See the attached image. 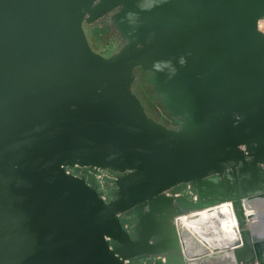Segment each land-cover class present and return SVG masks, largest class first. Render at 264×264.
I'll return each instance as SVG.
<instances>
[{"label":"water","instance_id":"1","mask_svg":"<svg viewBox=\"0 0 264 264\" xmlns=\"http://www.w3.org/2000/svg\"><path fill=\"white\" fill-rule=\"evenodd\" d=\"M111 10L126 45L103 57L83 23ZM262 19L264 0H0V264H264L246 216L264 195ZM135 68L176 130L145 114ZM223 204L238 238L216 217L183 249L176 220Z\"/></svg>","mask_w":264,"mask_h":264},{"label":"flooded vegetation","instance_id":"2","mask_svg":"<svg viewBox=\"0 0 264 264\" xmlns=\"http://www.w3.org/2000/svg\"><path fill=\"white\" fill-rule=\"evenodd\" d=\"M116 13L117 10H111L89 21L85 20L83 23V30L88 45L93 52L103 57L116 54L126 45V41L112 21ZM133 75L134 80L131 84V92L140 101L145 114L165 128L176 130L178 127L174 125V119L164 110L161 102L162 97L156 91L155 82L153 81L154 74L141 68H135ZM70 172L82 176V171H78L77 168L70 169ZM172 190H179V188ZM183 196H187V194H183L181 197ZM194 202H196V199ZM175 212L177 211L166 215L168 221L175 218ZM176 258L177 264H187L181 256L176 255ZM240 264L244 263L240 262ZM253 264L257 263L254 262Z\"/></svg>","mask_w":264,"mask_h":264},{"label":"bare ground","instance_id":"3","mask_svg":"<svg viewBox=\"0 0 264 264\" xmlns=\"http://www.w3.org/2000/svg\"><path fill=\"white\" fill-rule=\"evenodd\" d=\"M246 216L248 222L252 226L260 231H264V195L260 200L250 204ZM216 217L230 223V226L226 230L224 236L226 242H231L238 238L231 206L229 204H223L218 208L209 209L176 220L175 224L177 227L180 244L182 245L183 249L187 248L192 233L197 230L204 229V227Z\"/></svg>","mask_w":264,"mask_h":264},{"label":"rangeland","instance_id":"4","mask_svg":"<svg viewBox=\"0 0 264 264\" xmlns=\"http://www.w3.org/2000/svg\"><path fill=\"white\" fill-rule=\"evenodd\" d=\"M259 29L264 33V19L260 21Z\"/></svg>","mask_w":264,"mask_h":264},{"label":"built area","instance_id":"5","mask_svg":"<svg viewBox=\"0 0 264 264\" xmlns=\"http://www.w3.org/2000/svg\"><path fill=\"white\" fill-rule=\"evenodd\" d=\"M66 171H67V173L72 174V173L70 172V169H66Z\"/></svg>","mask_w":264,"mask_h":264}]
</instances>
